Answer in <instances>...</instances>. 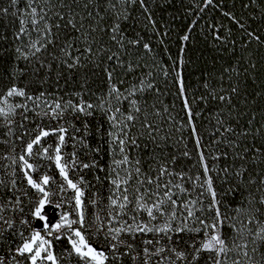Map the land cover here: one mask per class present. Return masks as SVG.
Returning <instances> with one entry per match:
<instances>
[{"label": "snow or ice", "instance_id": "1", "mask_svg": "<svg viewBox=\"0 0 264 264\" xmlns=\"http://www.w3.org/2000/svg\"><path fill=\"white\" fill-rule=\"evenodd\" d=\"M172 3L0 0V264H264V0Z\"/></svg>", "mask_w": 264, "mask_h": 264}, {"label": "trees", "instance_id": "2", "mask_svg": "<svg viewBox=\"0 0 264 264\" xmlns=\"http://www.w3.org/2000/svg\"><path fill=\"white\" fill-rule=\"evenodd\" d=\"M225 7H230V0H224ZM239 10L238 8L236 9ZM157 19L159 21L167 22L172 29L170 38L167 39V44L161 45L158 49L160 52V59L168 63V56L172 55L175 57L179 52L180 47H184L183 42L178 40V35L185 34L189 21L184 18L183 9L180 6V0H173L172 4L166 5L163 8L157 9ZM7 27L6 22L0 21V32H4ZM10 33V28H9ZM167 47L169 51H164V48ZM3 45H0V51H2ZM185 58L187 60V67L185 68V75L192 85L197 83V77L200 76L202 71H211L215 64V68L220 67V63L217 61L223 62L228 59L227 54L221 53L217 50L210 48L207 43L201 38L199 30H194L191 34L190 42L185 48ZM10 59L9 56L4 55L0 57V68L4 67V61ZM163 87V85H162ZM169 101L172 100V97H167ZM177 105L179 102H176ZM98 123H102L99 115L93 121L95 126ZM199 124V121L197 122ZM95 143V140H93ZM108 158L105 157V160Z\"/></svg>", "mask_w": 264, "mask_h": 264}, {"label": "built area", "instance_id": "3", "mask_svg": "<svg viewBox=\"0 0 264 264\" xmlns=\"http://www.w3.org/2000/svg\"><path fill=\"white\" fill-rule=\"evenodd\" d=\"M52 213H51V211H50V215H51Z\"/></svg>", "mask_w": 264, "mask_h": 264}]
</instances>
